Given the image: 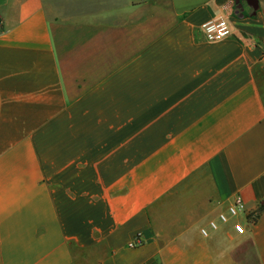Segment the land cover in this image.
I'll return each mask as SVG.
<instances>
[{"label":"crops","instance_id":"0c3cea01","mask_svg":"<svg viewBox=\"0 0 264 264\" xmlns=\"http://www.w3.org/2000/svg\"><path fill=\"white\" fill-rule=\"evenodd\" d=\"M235 195L264 199V0H0V264H264V212L199 233Z\"/></svg>","mask_w":264,"mask_h":264},{"label":"built area","instance_id":"2783aa9c","mask_svg":"<svg viewBox=\"0 0 264 264\" xmlns=\"http://www.w3.org/2000/svg\"><path fill=\"white\" fill-rule=\"evenodd\" d=\"M204 39L209 42L224 40L231 36V30L227 20L223 16L213 18L201 26ZM213 205L217 208L214 216L209 218L206 225L199 229L202 237H208L211 232L220 227L231 224L237 234H244L245 226H253L264 212V199L254 207L248 208L238 195L230 198L225 204L214 200ZM144 243L141 234H136L129 243L130 247L138 248Z\"/></svg>","mask_w":264,"mask_h":264},{"label":"rangeland","instance_id":"374dc122","mask_svg":"<svg viewBox=\"0 0 264 264\" xmlns=\"http://www.w3.org/2000/svg\"><path fill=\"white\" fill-rule=\"evenodd\" d=\"M74 29H76V28H74ZM68 44H69V42L66 43L65 46H67ZM175 200L176 199L174 198V196H171V197H168L167 199H165L163 202H167L168 201L170 203L169 206H171L175 202ZM158 208H159V205L156 206V209H158ZM160 211L162 212V214H164L165 213V208H162Z\"/></svg>","mask_w":264,"mask_h":264},{"label":"water","instance_id":"95a60500","mask_svg":"<svg viewBox=\"0 0 264 264\" xmlns=\"http://www.w3.org/2000/svg\"><path fill=\"white\" fill-rule=\"evenodd\" d=\"M253 5H254V6H253ZM252 7H253L254 9H256L257 6H256L255 4H252Z\"/></svg>","mask_w":264,"mask_h":264}]
</instances>
